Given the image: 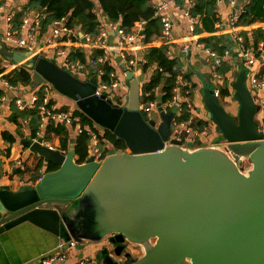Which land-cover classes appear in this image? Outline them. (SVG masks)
<instances>
[{"label": "water", "instance_id": "obj_1", "mask_svg": "<svg viewBox=\"0 0 264 264\" xmlns=\"http://www.w3.org/2000/svg\"><path fill=\"white\" fill-rule=\"evenodd\" d=\"M0 56L31 69L33 87L51 85L126 147H105L100 163L90 156L77 164L72 143L63 152L26 137L22 146L57 170L17 192L0 187V236L28 223L81 249L105 243L77 264H264V132L255 119L262 106L244 67L231 84L235 115L211 88L201 91L223 145L192 148L170 140L175 108L166 113L158 102L160 122L143 119L141 70L121 66L128 91L118 106L94 96L95 71L81 81L30 51L1 45Z\"/></svg>", "mask_w": 264, "mask_h": 264}, {"label": "trees", "instance_id": "obj_2", "mask_svg": "<svg viewBox=\"0 0 264 264\" xmlns=\"http://www.w3.org/2000/svg\"><path fill=\"white\" fill-rule=\"evenodd\" d=\"M191 1L193 2L192 8L190 9L191 15L199 17V25L195 27L194 33H213L215 31V25L219 22V18L215 14V0ZM94 2L97 3L99 9L108 21L113 24L118 23L120 28L127 33L131 30L134 23L139 20H144L146 24L142 32V42L146 45L150 43L152 36H158L160 34V23L158 19L153 18L154 10L149 5L148 0H28L23 8V12L29 13L37 10L38 13H41L43 16L41 29L43 30L53 22L68 17L66 22L68 27L79 29L83 34L95 37L103 31V27L99 25L93 13L95 8ZM243 11L239 18L240 24L264 23V0H249V3L244 6ZM20 17L21 14L17 15L16 22H13V31L19 29ZM239 37L243 47L255 49L259 41H264V27L251 30L250 32H241ZM198 41L219 54L227 48L225 42L223 43L224 38L207 37L200 38ZM98 54L99 52L96 51L93 58L97 57ZM65 57L70 61H79L82 64H85L86 61L82 52L74 49L66 52ZM51 60L57 62L61 59ZM138 64H140L139 70L143 74L149 71V78L147 80L144 79V82L140 86L141 102H160L162 106L166 105L164 110L166 113H169L171 108L167 104L171 102L174 95L173 90L178 86L177 77L181 70V58L171 56L165 46H151L146 48L142 61ZM233 70V65L228 66L226 63H223L217 72L227 76L228 72L234 73ZM4 71L5 68L0 66V79L5 81L9 86L33 87V71L31 69L25 66H18L7 74H3ZM104 71L105 76L102 81L108 83L109 74L114 70L107 66L104 67ZM80 80L86 81V79ZM183 80L188 85L189 79L187 74L183 76ZM233 80L234 76L231 78L226 77V85L220 88V97L231 98L233 93L231 84ZM34 88L36 89L35 95L38 98V102L34 108L18 110L14 101L9 104L10 116L8 120L16 126V135L21 139L24 137V132L22 131L25 126L27 127V136L30 139L36 140L40 137L44 143H48L51 147L59 149L60 151L67 152L69 144L72 143L74 145L75 162L77 164H83L88 158V144L90 140L89 135L83 128L88 127V130L96 135L97 145L103 152L105 145L116 151H126L125 144L122 140L117 139L111 132L95 126L77 109L70 114L71 119H78L82 130L76 135L70 136L67 126L62 123L47 122L40 128L41 123L37 115L36 107L41 103V99L43 98V84L34 86ZM158 88H160V94L157 96L155 92ZM49 105H53L52 100H50ZM141 114L143 119L147 121L148 114L143 112ZM189 118L190 115L185 108V104H182V112L175 120L182 122L188 121ZM194 122L195 128L199 129L200 127L208 126L209 130L212 129L214 131V127L207 119L206 121L195 119ZM71 128L75 129L74 122H72ZM2 138L10 145L14 143L13 137L6 132L2 133ZM43 167V175L57 170V167L51 162L43 163V160L39 158L32 169L25 168L24 170H20L19 168H15L12 174L18 175L19 177L28 175L29 181L35 184L43 176L38 172Z\"/></svg>", "mask_w": 264, "mask_h": 264}, {"label": "built area", "instance_id": "obj_3", "mask_svg": "<svg viewBox=\"0 0 264 264\" xmlns=\"http://www.w3.org/2000/svg\"><path fill=\"white\" fill-rule=\"evenodd\" d=\"M226 3L228 9L230 10L225 16L222 15L220 6ZM237 3L239 6L237 7ZM249 3V0H215V14L219 18V22L215 25L216 33L219 35V32L222 34H227L231 37L234 46L236 47V52L238 56L243 61V67L246 69V82L248 88L255 93L256 95L264 94V41H259L255 49H248L241 45L239 32L237 31V26L240 23V15L244 12L243 8ZM193 2L191 0H156L155 5L152 7L154 10L153 18L158 19L161 29L160 34L163 38H170L175 24L173 21V14L179 13L185 19L188 25V33L190 37L193 38V43H185L181 46L180 54L186 56L192 48L197 52H201L208 57L211 61L212 73H211V89L213 91V96L217 99L220 98V88L225 83V78L221 75L218 69L221 65L231 57V52L228 49H225L221 54L212 50L211 48L205 47L204 44L200 43L196 38L194 33L195 27L199 25V17L192 16L190 9L192 8ZM3 11V7L0 0V14ZM42 14L37 11L27 12L23 18L20 20V27L17 31H13L10 18H7V24L10 25L3 34L4 41L9 45L11 50H22L30 51L35 55H39L46 49L55 48L54 56L56 58H61V60L56 62L59 68L67 71L74 77L78 78V75L83 76L86 74V78L83 80H88L92 71H95L96 77L98 79V84L96 86L94 96L100 98L104 95L106 98H109L115 92V89L118 87V82L115 80L114 72L109 74V82L102 81L105 76L104 67H110L111 61L108 53V49L105 43L106 34L104 31L100 32L99 35L93 37L88 34H82L77 32L75 28H70L67 26V17L61 18L58 21L53 22L52 35L53 38H62L64 42L72 43L76 45L82 40L84 45L88 47V50L91 55L95 54L96 51L99 52L97 57L91 56L89 61V66L91 71L87 68V65L82 64L79 61H70L67 59L66 52L64 50H59L57 47L58 44L48 41L46 46L43 48L38 46L36 41V33L39 29L42 28ZM146 22L144 20H139L134 23L131 30L127 33L125 30L120 28L119 24H109V28L112 29L117 35V53L119 57L126 64L125 66L133 68L135 64L134 58H132L131 48L137 40H143V28ZM141 61H138L140 63ZM258 67V70L255 68ZM186 74L185 70L182 69L177 77L178 86L173 90V97L171 102L167 105L170 108H175V118L179 117L182 112V104H185V108L190 115L188 121L178 122L173 120L171 124V136L170 140H178L181 143L182 147L191 146L192 148H199L203 146H208L207 138L210 134L208 126H203L195 128V119L191 116L192 103H191V92L188 88V85L183 80V76ZM181 90V92H180ZM53 92V88L49 84H43V98L41 103L37 105V115L40 119V128L44 126L47 122L53 123H62V124H72L74 122L76 132H81V127L79 125L78 119H71L70 115L65 112L56 111L54 105H49L51 100L50 96ZM263 96V95H262ZM260 98V97H259ZM38 102L37 95H34L29 102H25L21 99H16L14 104L18 110H24L27 108H34ZM123 102L121 98L116 104L120 106ZM141 113L151 114L152 111H156L155 102L142 103ZM166 106V105H165ZM163 105V109L165 108ZM97 129V128H96ZM83 130L87 132L90 137L88 144V158L93 157L94 161L100 163L104 157L105 153L100 150L97 145L96 135L91 133L88 130V127H84ZM105 147L108 148L107 145ZM43 175V172L41 173ZM39 180V179H38ZM76 243L70 240L65 242L59 240L55 248V253L48 257L44 264H53L55 262H60L64 259V255L70 250L76 247Z\"/></svg>", "mask_w": 264, "mask_h": 264}, {"label": "crops", "instance_id": "obj_4", "mask_svg": "<svg viewBox=\"0 0 264 264\" xmlns=\"http://www.w3.org/2000/svg\"><path fill=\"white\" fill-rule=\"evenodd\" d=\"M28 0H1V4L3 7V11L0 14V47L4 45L7 50H11L9 45L4 41L3 34L10 25L7 24L6 19L10 18L11 22H16L17 15L21 14L19 21L23 18V16L27 12H23V8L25 7ZM149 5L153 7L156 3V0H148ZM95 8L93 13L97 18V22L100 26L103 27V31L106 34L105 43L108 49V53L110 56V67L113 68V72L115 74V80L118 78V87L115 89V92L111 96L118 95L119 98H124L127 95V88L123 84V72L121 69L122 65H126L124 61L119 57L117 53V35L116 33L109 28L110 21L107 20L106 16L101 12L96 2H94ZM220 10L222 15L225 16L229 13V9L226 3H223L220 6ZM37 11V10H36ZM173 21L175 24V28L170 36V38H163L161 34L158 36H152L150 38L149 44H144L141 40H137L135 44L131 48L132 58H134L135 64L133 68L127 67L126 68L136 74L139 71L140 64H138V60L142 61L143 54L147 47H160L165 46L170 53L171 56L181 58V66L182 69L185 70L188 76V88L191 92L193 104L191 110L192 118L200 119L206 121V111L204 106L201 107L202 99H201V91L204 88L203 78H209L208 83L211 84L210 78L211 73L213 71L211 66V61L208 59L205 54L201 52H197L192 48L186 56H182L180 54L181 46L185 43H188L189 47L190 44L193 43V38L190 37L188 33V25L185 19L179 13L173 14ZM112 24V23H111ZM118 24V23H116ZM264 23H252L250 25L238 24L237 31L239 34L241 32H250L251 30H255L258 28H263ZM53 26L50 24L44 30L39 29L36 33V41L38 42L39 47H45L48 41H52L53 43H57L59 50H64L65 52L74 49L76 51L82 52L86 61L85 65L91 71L89 66V61L91 56L88 47L85 46L84 41L82 40L79 44L73 45L72 43L64 42L63 39L60 38H53L52 35ZM77 32H81L79 29H76ZM102 32V31H101ZM82 33V32H81ZM216 29L213 33H202L196 34V38H207V37H217V38H224L223 43L225 42L226 49L230 50L231 57L226 60L228 66H232L234 63L233 56L236 53V47L233 43L231 37L227 34L215 35ZM83 34V33H82ZM231 46V47H229ZM55 48L46 49L39 54L40 57L51 60V59H61L56 58L54 56ZM251 49V48H248ZM205 56V60L202 61L201 56ZM243 62V61H242ZM0 66L5 68L3 74L9 73L12 69L18 67L14 65L12 62L7 61L6 59L0 56ZM243 68V65H241ZM258 70V67L255 68ZM200 71V74H198ZM2 74V75H3ZM233 72H228V78L233 77ZM33 75V74H32ZM1 76V75H0ZM86 78V74H83ZM80 79H84V77ZM145 80L149 78V71L145 74ZM224 76V75H223ZM224 76L225 80L226 77ZM224 83L222 86H225ZM23 91V95H19L18 93ZM36 89L31 86H18V87H11L5 81L0 79V187H8L10 191L17 192L20 188L24 186H31L34 185L29 181V176L24 175L23 177H19L18 175H13L12 171L15 168H19L20 170H24L25 161L27 159L32 160L34 164H36L39 160V157L35 154L30 153L27 149L22 146V141L28 137L27 136V127L24 126L23 131L24 137L21 139L19 136L16 135V126L11 123L8 118L10 116V109L9 104L16 99H21L25 102H29L30 99L35 95ZM158 96L160 94V88H158L155 92ZM264 94L257 95V97H263ZM53 105L58 112H65L64 107H70V112L67 114H71L72 111L76 110L75 104H71L72 106H68L70 104H66V102H58L61 103L62 106L59 107L58 103H54L53 100V92L50 96ZM67 99V98H66ZM196 100V101H195ZM220 100V98H219ZM220 102V101H219ZM157 104L158 102L155 101ZM192 103V102H191ZM225 109V108H224ZM228 113L232 114L229 109H225ZM148 120H154L157 124L160 122V115L157 111H152L151 114L148 115ZM67 129L69 131L70 136L76 135V129L71 128V124H66ZM6 132L7 134L13 137L14 143L9 144L6 140H3L2 133ZM210 139V144H215L219 135L210 129V134L208 136ZM207 138V139H208ZM43 144L51 147L50 144L44 143ZM210 146V145H208ZM53 148V147H51ZM56 149V148H53ZM44 163V162H43ZM44 170V167L38 171L41 174ZM0 264H44V261L48 258V255L51 254L52 256L55 253V248L59 243V239L50 235L49 233L45 232L44 230L35 227L31 224L24 223L21 226L4 233L0 236ZM73 242L76 243L75 240L72 239ZM84 247L78 248L77 245L75 248L70 249L65 255L64 259L60 262H55L53 264H77L79 259L87 258L89 255L98 253L101 248L105 245V243H98V244H90L88 242L83 243ZM54 252V253H53ZM136 256H140L139 251H136Z\"/></svg>", "mask_w": 264, "mask_h": 264}, {"label": "rangeland", "instance_id": "obj_5", "mask_svg": "<svg viewBox=\"0 0 264 264\" xmlns=\"http://www.w3.org/2000/svg\"><path fill=\"white\" fill-rule=\"evenodd\" d=\"M238 6H239V3H237V7H238ZM230 39H231V38H230ZM229 47H231V46H229ZM201 57H202V61H204V60H205V56L203 55V56H201ZM233 61H234V63H233L232 65H233V67H234V70H233V71H234V73H235V74H233V75H234V80H235L238 71L241 69V65H243V62H242L241 58L238 56V53H237V52L235 53V56H233ZM198 74H200V71H198ZM81 77H82L81 75H78V78H81ZM208 80H209V78H203V84H204V87H209V88H211L210 84L208 83ZM234 80H233V81H234ZM116 81L119 82V79L117 78ZM246 85H247V87H249L248 84H247V82H246ZM18 94H19V95H23L24 92H23V91H20ZM108 99H110L113 103H117L121 98H119L118 95L116 94L115 96H109ZM53 100H54V103H55V104L58 103V102H60V101H61V102H66V104H70V105H68V106H72V105L74 104L71 100L66 99L65 97L60 96V95L57 94L55 91H53ZM258 100H259V99H258ZM195 101H196V100H195ZM219 101H220L221 105H222L225 109H229L233 115L236 114L237 105L234 104V103H232L231 98H224V97L221 96ZM191 102H192V104H193L192 96H191ZM261 102H263V104H264V96H263V98H262L261 100H259V103H261ZM71 104H72V105H71ZM58 106L61 107L62 104H61V103H58ZM74 106H75V105H74ZM202 106H204V105H203V102H202V104H201V107H202ZM69 108H70V107H64V109H65V111H66L67 113L70 112V109H69ZM256 121H257V123L259 124V128H260L262 131H264V107H263L262 111H261L259 114H257V116H256ZM41 136H42V135H41ZM39 138H40V137H39ZM207 143H208V145H211V144H210V139H209V138L207 139ZM70 144H71V143H70ZM70 144H69V146H70ZM212 145H213V144H212ZM108 148H110V147L108 146ZM24 164H25V167L28 168V169H32V168L34 167V165H35L34 162H33L32 160H29V159H27V160L25 161Z\"/></svg>", "mask_w": 264, "mask_h": 264}, {"label": "flooded vegetation", "instance_id": "obj_6", "mask_svg": "<svg viewBox=\"0 0 264 264\" xmlns=\"http://www.w3.org/2000/svg\"><path fill=\"white\" fill-rule=\"evenodd\" d=\"M252 96H253L254 101H255L258 105H261V106H262V109H263V107H264L263 102L259 103V100H261L263 97H260V98H259V97H257V95H256L255 93H252ZM258 99H259V100H258ZM171 109H172V108H171ZM163 111H165V110L163 109ZM255 119H256V117H255ZM263 132H264V131H263ZM217 141H218L220 144L223 145V142H221L219 138L217 139Z\"/></svg>", "mask_w": 264, "mask_h": 264}]
</instances>
